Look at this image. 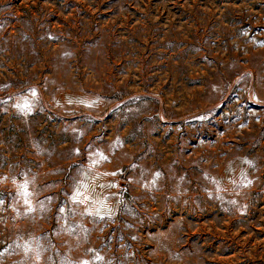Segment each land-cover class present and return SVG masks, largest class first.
Here are the masks:
<instances>
[{"label": "rangeland", "instance_id": "374dc122", "mask_svg": "<svg viewBox=\"0 0 264 264\" xmlns=\"http://www.w3.org/2000/svg\"><path fill=\"white\" fill-rule=\"evenodd\" d=\"M0 264H264V0H0Z\"/></svg>", "mask_w": 264, "mask_h": 264}]
</instances>
